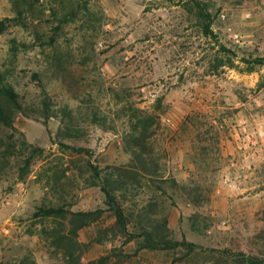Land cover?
<instances>
[{"label":"rangeland","instance_id":"1","mask_svg":"<svg viewBox=\"0 0 264 264\" xmlns=\"http://www.w3.org/2000/svg\"><path fill=\"white\" fill-rule=\"evenodd\" d=\"M200 1L212 15L213 35L189 11L194 7L189 0H92L88 8L98 29L82 32L79 19L65 26L60 42L70 39L76 60L59 79L33 76L44 60L38 49L22 47L18 57L10 51L13 39L34 43L36 29L51 36L52 0H42L45 15L32 13L27 27L6 22L7 30L0 33V72L26 104L51 101L56 109L66 107L76 124L62 116L51 117L48 125L42 118L19 117L16 127L25 136L26 149L41 154L24 181L0 175V264L61 262L62 255L47 248L42 234L55 227V220L37 216L41 208H105L100 188L89 185L86 161L105 168L123 164L129 156L122 147L123 120L115 131L111 120L93 123L94 111L113 118L127 95L136 107L159 116L155 147L168 175L190 184L195 179L191 171L205 172L211 202L202 211L213 226L206 235L192 232L188 217L193 208L179 196L180 188H170L174 200L166 198L165 207L176 237L258 254L257 235L264 230V0ZM14 17L11 0H0V21ZM187 119L196 122L183 132ZM197 134L202 142L193 141ZM17 138L22 140L19 134ZM94 236L93 229L80 232L85 261L112 247L95 244ZM126 264L170 261L165 254L143 252Z\"/></svg>","mask_w":264,"mask_h":264},{"label":"trees","instance_id":"2","mask_svg":"<svg viewBox=\"0 0 264 264\" xmlns=\"http://www.w3.org/2000/svg\"><path fill=\"white\" fill-rule=\"evenodd\" d=\"M91 1L52 0L54 4L48 9L51 13V36L48 38L40 29H36L34 43L31 45L13 39L10 49L13 56L18 57L22 47L38 49L44 60L40 66L41 70L33 76L40 79L44 73L49 78L59 79L74 66L76 60L70 39L65 43L60 42L65 34V26L79 19L83 24L82 32L87 29L95 33L98 29V21L88 8ZM11 2L15 17L0 21V33L7 30L6 22L27 27L29 17L35 11L45 15L46 9L40 8L43 6L42 0ZM189 3L194 5L189 11L201 20L206 34L213 35V20L207 4L200 0H189ZM70 87L71 85L69 89ZM46 88V84H41L42 93L47 95ZM100 114L101 111L97 108V111H94L93 123L106 125L111 120L110 126L115 131L117 121L123 120L122 147L129 159L123 164L105 168L90 160L86 161L85 171L91 174L89 185L100 188L105 208L73 212L66 209L64 204H60L39 210L37 216L55 220V227L45 228L42 234L47 248L55 249L51 251L55 255H62L59 264H126L128 260L143 252L165 254L170 264H264V230L259 231L257 235L260 241L258 254H248L232 248H209L189 241L186 236L177 238L175 231L170 227V215L165 207L166 198L174 200L170 188H180L179 196L192 206V213L188 217L192 232L206 235L213 226L211 218L202 211L211 202L210 192L203 182L205 172L200 169L191 171L195 177L191 185L181 184L173 175H168L163 154H158L155 147L156 130L161 126L159 116L156 112L136 107L130 95L124 97L122 107L113 112V118ZM20 116L38 120L42 118L46 125L51 117L62 116V119H67L72 125L76 124V119L71 110L66 107L56 109L51 101L26 104L21 94L8 81L7 74L0 72V175L14 174L16 178L24 181L32 173L36 155L41 152L40 149L34 152L26 149L28 143L25 136L16 127ZM84 120H90V117ZM195 122L196 120L187 119V123L185 122L180 130L185 132L190 126H194ZM17 134L22 140L17 138ZM70 135L65 132V136ZM202 139L201 134H197L193 141L202 142ZM201 157L209 159L208 154ZM81 176L84 177L85 174L82 173ZM184 221L185 215L182 214L180 222ZM84 229L94 230L95 239L92 242L101 246L111 244V249L96 259L85 261L86 244L80 240V232ZM131 244L134 247H130Z\"/></svg>","mask_w":264,"mask_h":264}]
</instances>
